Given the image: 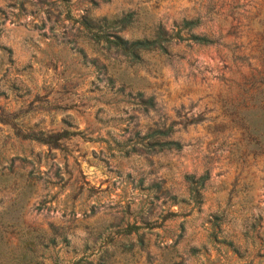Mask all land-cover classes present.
I'll return each mask as SVG.
<instances>
[{
    "label": "rangeland",
    "instance_id": "obj_1",
    "mask_svg": "<svg viewBox=\"0 0 264 264\" xmlns=\"http://www.w3.org/2000/svg\"><path fill=\"white\" fill-rule=\"evenodd\" d=\"M129 10L124 38L198 18L215 43L130 61L76 36ZM0 108V264H264V0H0ZM160 125L179 150L142 148ZM204 171L196 205L183 176Z\"/></svg>",
    "mask_w": 264,
    "mask_h": 264
},
{
    "label": "trees",
    "instance_id": "obj_2",
    "mask_svg": "<svg viewBox=\"0 0 264 264\" xmlns=\"http://www.w3.org/2000/svg\"><path fill=\"white\" fill-rule=\"evenodd\" d=\"M68 17L69 11L67 10ZM136 20L134 11H125L118 15L110 17H91L87 14L80 15L74 21L77 22L75 27L76 36L80 35L84 40L99 45L106 51H111L119 54L130 61H136L139 57V52L147 50H164V44L170 41H189L197 45H211L215 40L210 35L205 33L193 32L200 25L198 18H183L170 31H167L162 24L157 23L153 26L149 36L124 38L120 32L131 26ZM75 52L82 60L86 57L81 47H75ZM139 102L143 105V110L153 108L154 102L152 96L144 97L141 91L136 93ZM14 112H9L0 108V122L7 123L8 117H14ZM67 127H75L73 124H68ZM171 127L163 125L156 126L148 133L142 136L146 139L142 143V148L157 149V150H179L181 143L177 140L170 139ZM78 134L77 131H70L66 128H60L57 131H45L41 129H18L15 136L27 140L34 141L50 148H56L60 145L61 140H67ZM208 178L207 171L195 176L194 174H184L183 179L186 183L187 199L198 205L201 203V189L205 180ZM136 228L128 225L123 228V233L128 234ZM13 261L10 264H32L33 256L23 252L21 255H13ZM97 264H104L99 262Z\"/></svg>",
    "mask_w": 264,
    "mask_h": 264
}]
</instances>
